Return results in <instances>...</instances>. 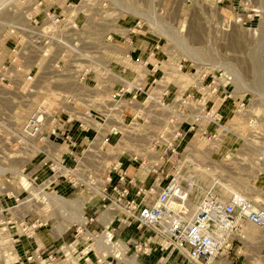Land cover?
I'll return each instance as SVG.
<instances>
[{
    "label": "built area",
    "instance_id": "2783aa9c",
    "mask_svg": "<svg viewBox=\"0 0 264 264\" xmlns=\"http://www.w3.org/2000/svg\"><path fill=\"white\" fill-rule=\"evenodd\" d=\"M29 1L32 39L13 47L0 75V105L12 99V106L36 109L10 131L8 162L0 165V264H87L83 257L71 259L73 250L66 261L42 248L18 250L22 239L64 218L52 200L66 199L64 187L87 198L85 225L69 226L75 241L84 233L95 237L86 228L94 217L86 213L98 205L123 213L195 264H214L236 242L242 243L241 253L247 224L264 231V197L231 190L229 180L217 181L219 189L204 187L192 175L201 166L194 155L199 153L208 166L218 156L221 170L230 168L249 188L256 190L264 179V128L248 94H236L233 76L188 58L187 67L186 57L162 48L153 29L152 45L144 48L138 42L142 20L108 25L97 36L82 19L92 0ZM66 74L73 83L58 80ZM37 86L45 92L33 101ZM195 189L201 193L196 206ZM104 232L112 234L110 227ZM150 248L148 239L139 246L145 253Z\"/></svg>",
    "mask_w": 264,
    "mask_h": 264
},
{
    "label": "rangeland",
    "instance_id": "374dc122",
    "mask_svg": "<svg viewBox=\"0 0 264 264\" xmlns=\"http://www.w3.org/2000/svg\"><path fill=\"white\" fill-rule=\"evenodd\" d=\"M61 1L62 5L65 0ZM91 6L92 10L89 15H82V19L83 21L84 18L88 20V25H93L97 36H103L108 31L105 29L108 25L115 23L130 26L142 20L144 28L138 42L144 48L152 45L155 37L151 33L153 29L157 38H160L162 48L166 51L169 49L172 54L206 63L211 68L218 69L217 66L219 65L224 69H230L235 75L234 80L236 79L240 92L252 91L255 94L247 93L246 99L252 102L253 114L258 119L259 127L264 128V0H92ZM32 8H34V4L29 0H0V75L3 66L12 58L13 47L16 44H27L32 39L28 34L30 27L27 24V16L30 15ZM138 17L149 22H157L158 27L155 28L146 20ZM31 36L34 37V34ZM166 36L173 37L175 43H170ZM122 49L124 48H120V50ZM188 59L186 65L190 68L191 62ZM194 64L196 65V63ZM236 75L241 79L238 80ZM37 77L40 78L36 76L35 79ZM57 78H59L58 80L63 79L65 84L73 83V77L67 74ZM46 79L48 84L54 82L50 74L46 75ZM43 83L39 82V84ZM36 91L32 92L31 95L33 101L42 98L41 94L45 92V88L37 86ZM1 92L3 91L0 90ZM10 101L12 99H6L4 105H0V153H2L0 165L2 166L8 162L7 147L10 141V131L17 128L19 123H22L27 116L36 110L35 106L22 108L12 106ZM247 130V127L243 126L245 133L248 132ZM193 141L196 142L198 139L194 138ZM197 143L198 145L201 143L200 148H203L205 144L200 141ZM195 154L197 155L196 162L202 167L209 168L207 171L197 170L195 172L194 178L198 184L204 187L216 185L219 189L217 181L229 180L231 188L244 190L254 197H264L263 178H260L258 186L254 190L249 188V184L242 176L239 179L234 178L235 172L233 173L230 168L223 167L221 170L217 162L218 156L214 157L212 166H208L206 160L199 153ZM255 155L256 153L252 152L250 159L254 161ZM254 162L250 163L252 167H256ZM243 174L245 172H242L241 175ZM185 175H188V172L184 171L183 176ZM61 189L65 190L64 188ZM66 196L67 200L78 198L86 201L85 199H87L84 193L78 195L74 192H68ZM200 196L201 193L195 189L191 195L193 205L196 206L195 201ZM71 203L64 205L67 208L64 215L66 219L70 217L67 213L69 209H73ZM87 209L84 207V212L88 211ZM80 222L75 221L73 223ZM56 223L55 219L50 220L48 228L58 231L59 225L56 226ZM252 225H246V231L249 227L247 232H250L249 235L252 236L247 237L249 242L245 240L241 253L238 254L237 251L241 248L242 243L236 242L230 254L217 258L214 264H264V243L260 240L264 231ZM2 226L3 224H0V227ZM104 230L98 229L95 237H89L87 233L81 234L79 241L74 244V246L80 245L82 247L80 250H84L81 254L85 255V258H88L90 262L95 261L94 264H110V261L111 264H195L180 251L169 247L167 241L162 237L156 236L155 247H151V250L145 253L143 249H139V246L146 239L141 240V238L120 235L119 231H112V244L122 249L123 258L112 253L109 254L112 257L109 261L102 256L101 247L105 249L102 242L107 234ZM72 231H74V227L71 228L70 232ZM74 240V238L70 239V242ZM20 245L23 246L22 242ZM159 250L162 251L160 256L162 259L155 260L153 255ZM168 254H171V258H168ZM97 260L104 263H97Z\"/></svg>",
    "mask_w": 264,
    "mask_h": 264
},
{
    "label": "crops",
    "instance_id": "0c3cea01",
    "mask_svg": "<svg viewBox=\"0 0 264 264\" xmlns=\"http://www.w3.org/2000/svg\"><path fill=\"white\" fill-rule=\"evenodd\" d=\"M65 190H63L65 193L68 192H74L77 194V192L75 190H72L69 187H64ZM86 200V199H85ZM64 201V203H63ZM73 202V203H71ZM60 205L63 207V210L67 211V208H65V203L66 204H73V209L71 210V208L69 209V212L71 213L70 219H66L65 221H60L56 223V226H58L59 224V231H53L52 228L51 229H44L38 232L37 236L35 238L32 239H22V244L23 246H21L20 244L18 245V250L20 253H24V252H29V251H33V250H37L39 248L44 249L47 252H57L60 256L59 258L63 261H66L68 259H70L69 257L64 258L65 254H67V252L70 250H73L74 255L73 257H71V259L73 260H78L79 258L83 259L86 257L85 255L81 254L84 252V250H80L82 249V247L80 245H75V242L79 241V237L77 238V240L70 242V239L74 238V232H70L69 230V225L75 221H81L80 223L85 225L86 223V219L83 216L84 214V204L85 201L82 199H72V200H65L64 198L62 199V201L59 202ZM76 204H78L79 206H76ZM70 207V205H69ZM91 211L87 212L86 215L87 217H94V221L89 222L86 224V228L89 231H93L96 234L98 233V229H102L104 230L107 227H110L112 231H119L120 235H124V236H128V237H135L137 239H148L150 240V245L151 247H155L156 243H154L156 241L157 238H155L156 236L154 235V233L150 232L149 230L146 229H140L137 227V225L129 220L127 218V216H125L123 213H118L117 215L113 214L110 210H103L100 208V206L98 205H92ZM74 209H76L74 211ZM80 209V211H78ZM78 211V213H77ZM65 212V211H64ZM114 215V216H113ZM84 219V221L82 222V220ZM68 220V221H67ZM68 226V227H67ZM65 227H67L65 229ZM52 230V232H51ZM59 232V234H58ZM61 233V234H60ZM105 241L107 242V239L109 240L111 238V240L113 241V237L112 234L110 233L108 235V233L105 235ZM109 237V238H108ZM72 243V244H71ZM79 243V242H78ZM100 244V243H99ZM112 244V243H111ZM69 245H72L71 247H68ZM78 246V247H77ZM109 244L108 242L105 245L104 249L103 247H101L102 249V256L104 257V259H106V255L104 250L106 251L109 248ZM117 248H120L117 246ZM112 249V248H111ZM121 249V248H120ZM151 250V249H150ZM122 251V249H121ZM161 250H159L157 253H154V259H158L161 260L162 258L161 256ZM112 253V252H111ZM68 255V254H67ZM83 255V256H82ZM168 258H171V254H168ZM86 263L87 264H94L95 261L90 262L88 258H85ZM169 260V259H168ZM16 264H21V263H16ZM57 264H61V263H57Z\"/></svg>",
    "mask_w": 264,
    "mask_h": 264
},
{
    "label": "bare ground",
    "instance_id": "6f19581e",
    "mask_svg": "<svg viewBox=\"0 0 264 264\" xmlns=\"http://www.w3.org/2000/svg\"><path fill=\"white\" fill-rule=\"evenodd\" d=\"M143 14V13H142ZM150 15H152V14H150ZM154 16V15H153ZM155 17V16H154ZM139 18H142V17H139ZM142 19H144V18H142ZM146 20V19H145ZM155 21H156V19H155ZM149 22V21H148ZM149 23H151V24H154L156 27H158V24H157V22H149ZM167 38H168V40L170 41V43H175V41H174V38L173 37H171V36H166ZM187 57H189V56H187ZM190 59V61H192V62H195V63H197L198 65H200V66H202V64H203V67L204 68H206V69H212L208 64H206V63H202V62H197V61H195L194 59H191V58H189ZM215 64V63H214ZM222 64V63H221ZM217 65V64H216ZM219 66V65H218ZM217 66V68H219V67H221L223 70H226L227 72H228V74H230V75H232L233 76V83H234V85H235V92H236V94L237 95H239V96H244L246 93H251V94H254L252 91H244V92H240V90H239V88H238V86H237V83H236V79L234 80V78H235V75L233 74V72H231L230 71V69H224L222 66H219L218 67ZM236 77L238 78V80L239 79H241L238 75H236ZM242 82V81H241ZM239 83H240V81H239ZM247 85V84H246ZM247 87V86H246ZM251 89V88H250ZM249 89V90H250ZM252 90V89H251ZM258 93V92H257ZM263 94V93H262ZM255 95V94H254ZM263 98H264V96H263ZM264 100V99H263ZM53 103H51L50 102V105H52ZM187 139H190L189 137L187 138ZM201 144V143H200ZM199 144V145H200ZM3 169V168H2ZM197 170H202V171H207V169H205V168H203V167H201V166H196L194 169H193V173H192V175L194 176L195 175V172L197 171ZM195 180V179H194ZM231 190H234V189H232L231 188ZM62 199H63V197H58V196H52V200L55 202V203H57L58 205H60V201H62ZM65 199V198H64ZM65 200H67V199H65ZM63 203H64V201H63ZM76 206H79L78 204L76 205ZM80 207V206H79ZM61 210H62V212H63V214H64V211L65 210H63V207L60 205V213H61ZM76 209H74V211H75ZM78 211H80V209L78 210ZM78 211H77V213H78ZM68 214H69V216H71V213L70 212H67ZM62 215V214H61ZM63 216V215H62ZM84 216V215H83ZM64 219H66L65 217L64 218H62V219H60V221H63ZM67 219H70V217L69 218H67ZM61 223V222H60ZM60 225V224H59ZM249 226H251L252 224H248ZM253 226V225H252ZM58 228H59V226H58ZM259 228V227H258ZM248 229H249V227L247 228V231H248ZM59 231V230H58ZM246 231V234H245V237L247 238L248 236L249 237H251L252 235H249L250 234V232H247ZM58 234H59V232H58ZM61 234V233H60ZM106 237V236H105ZM109 238V237H108ZM260 240L261 241H263V243H264V234L263 235H261L260 236ZM107 242H108V244L110 245L109 246V248L105 251V255L106 256H108L109 254H112L113 253V255H115V256H120L121 258H123V251H121V249L120 248H117L114 244H111V243H113V241L111 240V238L108 240L107 239ZM105 240L102 242V246H104V245H106V243H107ZM112 248V249H111ZM106 249V248H105ZM118 251H120V252H118ZM112 252V253H111Z\"/></svg>",
    "mask_w": 264,
    "mask_h": 264
},
{
    "label": "water",
    "instance_id": "95a60500",
    "mask_svg": "<svg viewBox=\"0 0 264 264\" xmlns=\"http://www.w3.org/2000/svg\"><path fill=\"white\" fill-rule=\"evenodd\" d=\"M111 258H112V257H111L110 255H109V256H107V259H108L109 261L111 260Z\"/></svg>",
    "mask_w": 264,
    "mask_h": 264
}]
</instances>
